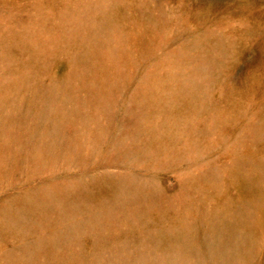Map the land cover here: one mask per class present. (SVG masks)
I'll return each mask as SVG.
<instances>
[{"label":"rangeland","instance_id":"374dc122","mask_svg":"<svg viewBox=\"0 0 264 264\" xmlns=\"http://www.w3.org/2000/svg\"><path fill=\"white\" fill-rule=\"evenodd\" d=\"M0 264H264V0H0Z\"/></svg>","mask_w":264,"mask_h":264}]
</instances>
